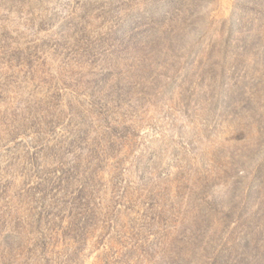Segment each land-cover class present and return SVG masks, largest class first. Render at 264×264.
Masks as SVG:
<instances>
[{
    "label": "rangeland",
    "instance_id": "374dc122",
    "mask_svg": "<svg viewBox=\"0 0 264 264\" xmlns=\"http://www.w3.org/2000/svg\"><path fill=\"white\" fill-rule=\"evenodd\" d=\"M0 264H264V0H0Z\"/></svg>",
    "mask_w": 264,
    "mask_h": 264
}]
</instances>
